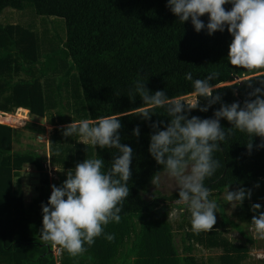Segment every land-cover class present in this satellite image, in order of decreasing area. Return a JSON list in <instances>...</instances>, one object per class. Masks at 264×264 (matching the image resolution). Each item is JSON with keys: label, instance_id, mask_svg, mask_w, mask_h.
<instances>
[{"label": "trees", "instance_id": "obj_1", "mask_svg": "<svg viewBox=\"0 0 264 264\" xmlns=\"http://www.w3.org/2000/svg\"><path fill=\"white\" fill-rule=\"evenodd\" d=\"M167 2L0 0V15L7 9L22 11L30 5L36 15L62 19L65 23L64 40L50 36L42 41L24 29L0 25V114H12L21 109L43 119L55 110L59 125L81 119L97 121L100 117L115 115L122 125L121 143L133 149L132 176L128 182L130 194L121 213L122 219L105 227V235L115 237L112 248L107 253L100 248L97 252L93 247H86L85 252L93 259L91 264H196L191 256H171L163 262L146 258L154 254L160 256V249L164 253L177 252L169 224L165 221L166 211L170 205L179 209L184 207L175 203L178 191L158 194L148 200L143 197L153 176L162 171V166L156 164L148 152L153 134L151 124L164 121L166 125L170 118L162 109H156L151 120L141 119L139 115L148 108L139 96L135 97V81L146 82V88L153 94L162 90L179 102L194 94L192 82L184 79L186 72H192L194 80L216 72L218 77L211 81L215 86L214 94L220 95L221 101L227 104H243L248 93L264 81V69L248 70L229 63L227 56L232 36L227 30L217 31L212 36L204 30L197 33L190 19L183 24L178 21L166 7ZM224 7L230 10L232 6ZM201 19L207 24V14ZM42 45L46 54L40 61ZM236 79L241 81L235 82ZM249 83L253 87H249ZM206 104V100H199L200 107ZM219 107L220 103H217L207 112L192 110L189 118H212ZM62 111L69 112L71 119H64ZM66 126L55 128L49 138V160L53 166L67 173L96 154L105 161L106 168L111 166L114 150L98 146L95 149L90 144H83L76 135L65 137ZM221 126L232 127L226 120H221ZM136 127L140 128L139 138L132 134ZM15 132L0 124V264H55L52 245L30 238L34 233L40 235L42 220H32L34 209H26L22 192L13 187V179L24 165L43 169L35 153L12 151ZM249 140L247 133L235 131L220 145L222 151L214 155L225 167L205 182L211 194H222L229 185L230 188L239 186L251 190L257 188V184L264 193V148L257 147L264 138H253L251 152L246 148ZM42 179L40 195L35 200L38 212H42L41 204H47L51 195L48 177L42 175ZM61 179L64 182L65 179ZM249 202L245 200L237 210L248 206ZM219 209L222 226L228 225L244 235L243 227L228 220L223 208ZM239 218L251 223L253 217ZM130 234L134 235L131 242L127 239ZM96 239L95 243L102 241ZM127 242H130L129 247ZM120 244L121 251L115 257ZM190 246L185 248L188 253L193 250ZM65 258L61 259V264H72ZM243 261L239 253L235 260L222 254L211 264H245ZM258 264H264V261Z\"/></svg>", "mask_w": 264, "mask_h": 264}, {"label": "clouds", "instance_id": "obj_2", "mask_svg": "<svg viewBox=\"0 0 264 264\" xmlns=\"http://www.w3.org/2000/svg\"><path fill=\"white\" fill-rule=\"evenodd\" d=\"M230 4V10L225 5ZM166 7L182 24L191 20L197 33L202 30L212 36L225 30L232 36L227 59L233 66L244 69H264V0H168ZM208 16L207 24L201 19ZM219 73H209L204 79H193L192 72H186L184 79L192 82L197 97L191 105L183 101H174L165 91L154 94L146 88V82L135 81V97L139 96L144 110L139 115L144 121L151 120L156 109H162L170 118L151 124L148 152L162 171L156 173L151 183L157 188L165 180L175 182L178 199L175 203L190 212L191 227L195 232H207L216 224L218 203L211 199V189L206 181L216 175L225 165L215 158L224 144L235 131L247 133L250 137L246 148L251 152L253 138H264V81L248 93L243 104L223 103L221 96L214 94L212 80ZM249 87H253L249 83ZM134 97V98H135ZM207 104L200 107L199 100ZM220 103L212 118L201 119L191 116L192 110L207 112L212 105ZM221 120L232 125L225 129ZM122 125L117 116L100 117L97 121L81 119L67 125L63 131L65 137L76 135L85 145L95 149L114 150L111 166L106 168L105 161L95 155L78 163L74 170L67 172V179L61 186L52 185L47 204H41V239L54 246H62L72 255L87 251V246L95 243L97 237L105 235L109 223H119L121 213L130 189L131 165L134 152L131 146L121 143ZM163 129V130H161ZM139 138L140 128L132 132ZM258 148H264V141ZM97 153V152H96ZM55 170L59 172L56 168ZM260 185L257 184L258 188ZM227 187L224 199L233 209L250 200L251 190L240 187L235 191ZM262 205H252L254 215L251 226L264 237V211ZM112 241V234L105 235Z\"/></svg>", "mask_w": 264, "mask_h": 264}, {"label": "rangeland", "instance_id": "obj_3", "mask_svg": "<svg viewBox=\"0 0 264 264\" xmlns=\"http://www.w3.org/2000/svg\"><path fill=\"white\" fill-rule=\"evenodd\" d=\"M0 25L4 27L10 26L24 29L37 36L40 41H42V39L44 40V37L50 36H54L56 39V36H58L64 40L65 35V23L62 19L38 16L30 5H27L22 11L10 9L5 10L0 15ZM40 51V61H42L46 54L43 45L40 48ZM239 81L241 80L236 79L235 82ZM196 98L197 97L193 94L178 101H183L191 105L195 102ZM18 110L12 114L0 115L3 117L7 115H19L26 119L23 124L19 122V119L11 122L0 121V124L7 125L16 131L13 135V143L11 145L13 152L35 153L39 157V163L42 164V171L38 170L34 165H24L18 172V176H15L13 179L14 189H19L23 194V202L26 209L28 208L30 211L34 209L32 220L39 221L42 220L43 217L42 212L37 211L38 206L36 205L35 200H37L40 195L39 189L41 187V181L43 180L42 175L48 177L49 185L57 184L59 186L62 177L65 180L67 179V173L59 170V168L50 163L48 146L49 138L54 129L66 126L67 124L59 125L55 110L47 113V116L43 119L32 116L27 110H22L19 113ZM61 114L63 118L65 117L64 119H68L67 117H69L68 115L70 113L62 111ZM69 119H71V116ZM55 168L59 172H57ZM238 188L240 187L229 188V190L235 191ZM49 189L51 190V187H49ZM176 191H179V189L176 188L175 182L167 179L157 188L151 184L146 190L145 195L143 194V197L148 200L153 197L155 198L158 194L169 195ZM226 191L227 190L222 194L212 193L210 198L214 199L219 207L223 208L222 211L228 220L235 221L243 227L244 235L237 233L235 230L228 227V225L222 226V217L219 207L217 209L218 212L216 213V224L213 226V229L207 232H195L191 227L190 212L186 211L184 208L179 209L177 206L170 205L167 207L165 221L169 224L168 226L171 230L170 233L173 236V242L177 252L175 254L171 252L164 253V251H161L162 249H160V256H156L155 254L153 256H147V260H159L163 262L166 261L167 257L171 256H175L176 258L191 256L196 264H211L212 260H215V258L222 254H228L231 256V259L235 260L236 253H239V256L244 259L243 263L245 262V264H258L263 262L264 237L259 236L251 226V223L240 219L241 217L239 218V216L253 217L254 215H259V213H254L252 211V205L256 203H260L262 205L261 211H264V193L258 188L251 189L252 196L249 200L250 202L248 203V206L243 207L241 210H237L238 207L233 209L224 199ZM183 213L185 216H182ZM102 237H98V239L102 240L99 243H94L91 246L85 245V247H93L97 252L99 251L98 248H100L102 251L108 253L112 248L113 242L108 241L105 244H101L103 241L107 240L105 237ZM30 238H33L32 241L34 242L45 243L42 241L40 235H36L35 233L31 234ZM247 238L251 239L252 242H248ZM127 239L131 242L134 239V235L130 234ZM130 242H127L128 247L130 246ZM187 246L193 248L192 252H186L185 248ZM61 249L65 251L66 258ZM124 250L125 249L122 251ZM120 251L121 244L118 247V252L115 257L119 255ZM51 254L54 257L55 264H61V259L63 258L69 260L70 262L68 263L72 264H91L93 262L91 255L86 252L74 256L62 246L59 247L52 245Z\"/></svg>", "mask_w": 264, "mask_h": 264}, {"label": "bare ground", "instance_id": "obj_4", "mask_svg": "<svg viewBox=\"0 0 264 264\" xmlns=\"http://www.w3.org/2000/svg\"><path fill=\"white\" fill-rule=\"evenodd\" d=\"M22 111L21 109L18 110V113ZM17 119H19V122L20 123H24L25 122V118L23 117H20L19 115H16V116H10V115H7L5 117L1 116L0 115V121H5V122H11V121H17Z\"/></svg>", "mask_w": 264, "mask_h": 264}]
</instances>
